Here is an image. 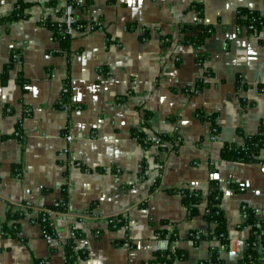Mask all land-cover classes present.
Instances as JSON below:
<instances>
[{"label":"crops","instance_id":"obj_1","mask_svg":"<svg viewBox=\"0 0 264 264\" xmlns=\"http://www.w3.org/2000/svg\"><path fill=\"white\" fill-rule=\"evenodd\" d=\"M17 1L0 0V17L10 15ZM24 1L32 4L29 17L0 27V264L46 258L67 264L62 246L72 226L84 234L76 249L86 252L75 264H148L164 247L151 225L161 220L177 226L176 246L189 253L174 264H202L216 244L193 246L187 235L213 227L201 215L186 220L181 197L165 190L204 191L211 168L223 193L229 239L245 240L247 229L237 230L241 207L264 214V165L227 162L219 153L226 144H241L237 130L253 135L264 119V32L261 43L237 24L240 8L264 16V0H83L89 8L76 15L97 19L101 28L74 35L70 52L61 55L54 54L52 32L39 24L49 0ZM184 25L194 35L214 29L200 49L207 56L203 64L194 47L178 43ZM200 80L207 85L195 91ZM67 86L65 110L59 104ZM143 112L152 116L150 136H180L177 151L168 145V152H159L154 143L143 149L133 139ZM68 132L80 138L67 145ZM259 159L264 162V147ZM65 184L68 214L55 219L59 239L48 243L32 220L35 212L27 211L19 238L2 235L11 207L54 205ZM120 214L126 225L111 231L108 219ZM230 252L221 248L218 264H238Z\"/></svg>","mask_w":264,"mask_h":264},{"label":"trees","instance_id":"obj_2","mask_svg":"<svg viewBox=\"0 0 264 264\" xmlns=\"http://www.w3.org/2000/svg\"><path fill=\"white\" fill-rule=\"evenodd\" d=\"M71 0H49L43 4L44 9H51L58 11L52 13L48 17L39 21L40 26L47 28L52 32L53 40L58 44V52L54 54H68L70 52V46L73 41V36L67 32H63L64 23H62L64 6L69 4ZM90 2H85L81 6V11L86 12L89 8ZM32 6L31 3L24 0H18L15 3L11 14L6 17H0V27L5 24H13L26 20L29 17L28 10ZM198 15H202V8L199 5H194ZM78 12V10H77ZM90 20L79 19L73 27L79 25L86 27L83 28L78 34H83L86 31L94 30L95 28L90 24ZM91 26H90V25ZM237 24L249 29L250 33L260 39V35L264 32V16L260 13L249 10L246 8H240L237 13ZM192 26L184 25L180 29V35H182L179 44L190 45L194 47L196 52V61L199 64H203L206 61L207 56L203 54L200 49L204 42L213 34L214 29L211 26H206L203 30L194 35L191 33ZM168 41L170 38L167 39ZM167 41V42H168ZM263 43V40H259ZM13 60H11L7 68L11 67ZM7 68H5L7 70ZM5 70V73H6ZM211 75L208 71L205 72ZM206 75L207 77H209ZM6 77V76H4ZM22 83V81H20ZM207 85L202 80L195 84V91L201 90ZM70 101V91L68 86L66 92L63 93L62 102L67 104ZM24 112L23 116H26ZM151 114L143 112V123L139 130H132L131 135L133 139L143 148L147 149L153 142L150 140V135L146 132L148 122L151 119ZM212 118V117H211ZM209 118V119H211ZM236 135L241 139V144L231 143L224 145L219 153L222 160L227 162H235L242 164L259 163L264 165V162L259 159L260 151L264 147V119L260 122L258 130L255 134L246 136L242 131L237 130ZM15 136L19 140H22V135L19 126L16 127ZM159 140L158 149L159 152H168V145L171 146L172 151H177L181 146V138L175 133L171 136L157 134L155 135ZM13 173L19 177L21 174V167L18 165L13 166ZM211 178L207 183L206 189L195 188H173L165 190L167 194H176L181 197V203L186 209V220H191L199 215L203 220L207 222L209 226H212V231H190L187 235V240L190 241L193 246H198L200 242L214 243L216 245L209 246V260L202 264H218L219 250L221 248L228 249L229 235L227 231V219L225 213L221 208V201L223 193L219 188L218 180L215 177L216 170L211 168ZM159 188V182H155L153 185V191ZM68 200H69V188L65 184L61 188L60 199L54 205L44 206L38 209L22 202L20 205L11 207V210L6 215L5 222L2 226V235L5 237L19 238L20 232V219L24 217V212H35V216L32 218L34 222H37L42 229L43 237H51L56 240L59 239L58 230L55 226V219L60 216L68 214ZM241 214H245L243 223L237 227V230L247 229L248 236L244 240L245 249L242 256L238 260V264H264V214L259 216L253 209L244 206V210H241ZM11 221V225L8 226V222ZM127 218L125 214H120L108 219V228L111 231L125 226ZM154 229V236L159 241H167V245L161 248L159 251L153 254V258L148 264H174L176 261H185L188 259L189 253L186 249L179 248L176 243L180 240L178 229L175 224L168 222L167 220H161L158 223H151ZM71 234L65 241H63V252L67 264H75L78 260L86 258V252L81 249H76L77 241L84 239V234L77 227L72 226ZM96 237L99 236V232H94ZM123 240L114 241V244L122 243ZM50 252L54 251L52 248ZM34 264H50L49 260L39 259Z\"/></svg>","mask_w":264,"mask_h":264},{"label":"built area","instance_id":"obj_3","mask_svg":"<svg viewBox=\"0 0 264 264\" xmlns=\"http://www.w3.org/2000/svg\"><path fill=\"white\" fill-rule=\"evenodd\" d=\"M84 4L83 0H71L69 4L64 6L63 9V16H62V23H64V30L63 32H67L68 34H70L71 36H74L76 34H78L80 31H83L86 29V27L83 28V26L79 25L78 27H73V24L79 20L80 18L76 15L77 14V10L79 8H81V6ZM55 11H58V8L55 9ZM51 9H45V13L44 16L40 19V21H42L44 18L48 17L49 15H52L53 12ZM85 20H90L91 21V25L95 28V29H100V23L97 19L95 18H90L87 17L85 18ZM89 24V25H90ZM90 25V26H91ZM83 28V30H81ZM18 57L17 54L13 55V58L16 59ZM66 92V88L63 89V93ZM63 108H65V110H68L69 106L67 104H63ZM65 141L67 143V145L72 144V142L75 139L80 138V136L77 134L75 136H73L71 133H67L64 135ZM150 140L154 143V144H159V140L156 138V136H150ZM68 151L67 147L64 149L63 153H66ZM73 166H77L79 167L80 164L75 162L74 160H71L70 162ZM241 210H244V206L241 207ZM243 219L245 218V214H242ZM56 226V225H55ZM72 235V234H71ZM46 241L48 243H51L54 239H52L51 237H45ZM164 246L167 245V241H162L161 242ZM245 249V243L244 240H241L239 238H234L231 237L229 239V243H228V250L231 252H235L237 253L240 257L242 256L243 252Z\"/></svg>","mask_w":264,"mask_h":264},{"label":"water","instance_id":"obj_4","mask_svg":"<svg viewBox=\"0 0 264 264\" xmlns=\"http://www.w3.org/2000/svg\"><path fill=\"white\" fill-rule=\"evenodd\" d=\"M263 172H264V166H263ZM230 258L234 259V260H238L239 259V255L237 253H235V252H230Z\"/></svg>","mask_w":264,"mask_h":264}]
</instances>
